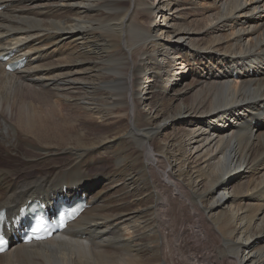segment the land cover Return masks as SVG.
Returning a JSON list of instances; mask_svg holds the SVG:
<instances>
[{"label": "bare ground", "instance_id": "obj_1", "mask_svg": "<svg viewBox=\"0 0 264 264\" xmlns=\"http://www.w3.org/2000/svg\"><path fill=\"white\" fill-rule=\"evenodd\" d=\"M199 1L0 0V210L90 204L0 264H264V0Z\"/></svg>", "mask_w": 264, "mask_h": 264}, {"label": "rangeland", "instance_id": "obj_2", "mask_svg": "<svg viewBox=\"0 0 264 264\" xmlns=\"http://www.w3.org/2000/svg\"><path fill=\"white\" fill-rule=\"evenodd\" d=\"M148 1H150V0H148ZM209 2H210V0H200L199 2H198V8H208L209 7ZM215 8H216V6H215ZM262 9H264V7H262ZM264 14V13H263ZM154 18H155V16L154 15H152L151 17H150V24H152V22H153V20H154ZM182 77H184L185 78V82L186 83H189V82H191V81H193V82H198L201 78H198V80L196 79V77L194 76V73L191 71V72H189V73H187V75H185V76H181V78ZM198 77V76H197ZM63 115V114H62ZM65 115V114H64ZM77 133V132H76ZM97 133V130H95V132L94 131H92L90 134L91 135H95ZM17 162H18V160H16ZM3 161H1L0 163L1 164H3V165H5V163L7 164V165H9V166H12V165H14V166H12L13 168H15V169H21V164H20V162L19 163H14L15 162V160L12 162V161H4L3 163H2ZM46 165L48 166L49 165V162H46ZM104 165H105V167H107V164H105L104 163ZM18 166V167H17ZM101 166V165H100ZM97 166L95 165V168H96ZM40 173V170L38 169V168H33V169H31L30 170V172L28 173V176L29 177H35V176H37V175H39V173ZM233 180V179H232ZM231 181V180H230ZM126 234V233H125ZM127 235V234H126ZM188 239H190V240H193V239H191V238H189L188 237ZM190 256H191V254L188 256L189 258H190Z\"/></svg>", "mask_w": 264, "mask_h": 264}]
</instances>
